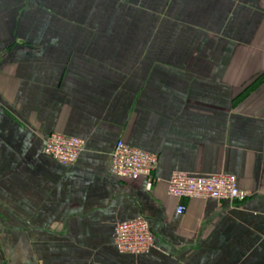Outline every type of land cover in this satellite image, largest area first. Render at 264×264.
I'll use <instances>...</instances> for the list:
<instances>
[{"label": "crops", "instance_id": "0c3cea01", "mask_svg": "<svg viewBox=\"0 0 264 264\" xmlns=\"http://www.w3.org/2000/svg\"><path fill=\"white\" fill-rule=\"evenodd\" d=\"M120 140L160 183L114 176ZM177 172L246 198L179 200ZM138 218L155 245L122 253ZM0 264H264V0H0Z\"/></svg>", "mask_w": 264, "mask_h": 264}, {"label": "built area", "instance_id": "2783aa9c", "mask_svg": "<svg viewBox=\"0 0 264 264\" xmlns=\"http://www.w3.org/2000/svg\"><path fill=\"white\" fill-rule=\"evenodd\" d=\"M83 147L84 142L80 139L52 133L46 137L43 151L64 165H71L77 161ZM113 149L110 162L114 176L128 180L145 178L152 185L162 181L154 174L158 162L156 155L131 147L122 140L118 141ZM167 187L169 195L179 200L210 199L236 203L246 198L238 187L237 178L231 174L219 173L196 178L177 172L172 174ZM185 209L184 205H179L177 212L182 214ZM114 230V244L122 253H145L155 245V236L149 223L143 218L119 223Z\"/></svg>", "mask_w": 264, "mask_h": 264}]
</instances>
